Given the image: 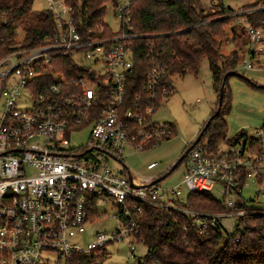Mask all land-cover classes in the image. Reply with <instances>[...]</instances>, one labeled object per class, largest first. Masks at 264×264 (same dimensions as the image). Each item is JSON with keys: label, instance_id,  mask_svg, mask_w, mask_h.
<instances>
[{"label": "built area", "instance_id": "2783aa9c", "mask_svg": "<svg viewBox=\"0 0 264 264\" xmlns=\"http://www.w3.org/2000/svg\"><path fill=\"white\" fill-rule=\"evenodd\" d=\"M136 1L45 0L55 21L53 36L0 60V264H71L77 256L104 264L114 254L122 259L120 248L123 264H139L142 205L189 219L198 231L219 228L225 235H231L224 226L230 218L237 222L235 232L247 215L264 216L244 198L252 185L259 188L255 199L264 197L262 127L226 140L215 153L203 144L192 147L178 185L163 187L155 183L159 177L130 175L126 150L157 147L173 133L153 119L174 93L173 77L156 58H148L139 93L128 96L133 40L142 38L131 25ZM263 11L264 4L256 3L227 15L246 30V70L264 56V21L251 25L247 15ZM109 17L117 20V30ZM54 52L70 56L73 68L52 74ZM80 58L88 65L78 64ZM83 131L90 143L73 144V136ZM182 186L187 195L214 196L218 189L224 211L189 208ZM108 204L117 207L112 218L118 227L89 235L88 224L105 217L98 207Z\"/></svg>", "mask_w": 264, "mask_h": 264}, {"label": "trees", "instance_id": "16d2710c", "mask_svg": "<svg viewBox=\"0 0 264 264\" xmlns=\"http://www.w3.org/2000/svg\"><path fill=\"white\" fill-rule=\"evenodd\" d=\"M33 1L0 0V60L18 48H37L48 37L53 36L55 21L52 13L48 10L33 11ZM198 2L199 0H137L133 4L131 25L134 33L142 38L133 40L135 71L127 82V92L129 98L139 93L148 58H156L169 76L173 77H197L200 62L206 59L217 101L207 121L209 126L199 144H203L208 152L215 153L220 144L227 140L228 126L225 117L232 108L227 85L229 78L219 108L223 78L227 73L237 72L239 52L248 47V39L244 34L235 35L232 31L231 41L235 50L228 57L223 56L220 51L226 38V28L232 19L227 15L232 11L221 5L214 13H205L199 8ZM255 6L256 4L243 9ZM247 21L251 25H258L264 21V11L247 15ZM17 30L24 34L20 43L16 42ZM51 56L52 74H60V71L73 68L70 56L60 52H54ZM248 84L252 86L249 82ZM252 87L264 91V88ZM171 128L173 137L175 128ZM246 134L242 132L240 135ZM150 148L147 146L145 150ZM161 177L163 176H159ZM186 204L199 211H224L222 203L207 192L188 194ZM140 209L138 232L146 254L139 264H264L262 215H247L239 220V225L244 227L242 232L238 231V225L233 234L225 235L219 228L198 231L191 220L158 207L142 205ZM70 262L89 264V259L77 256Z\"/></svg>", "mask_w": 264, "mask_h": 264}, {"label": "rangeland", "instance_id": "374dc122", "mask_svg": "<svg viewBox=\"0 0 264 264\" xmlns=\"http://www.w3.org/2000/svg\"><path fill=\"white\" fill-rule=\"evenodd\" d=\"M256 3L264 4V0H199L198 5L205 13H214L219 10L221 5L232 12H239L244 7H249ZM46 9L45 0L33 1V11H44ZM107 22L113 30H117L116 19L109 17ZM232 31H234L235 35L244 34L247 38L245 28L238 24L237 19H231L226 28V38L223 40L220 51L226 57L235 50V45L231 41ZM23 37V32L17 30L16 42L20 43ZM247 53L248 47L239 52L240 60L237 73L242 76L243 80L237 77H230L227 81L232 106L230 114L225 117L228 126L227 140L234 139L242 132L251 134L254 130L260 129L264 122V91L252 87L264 88V56L252 60L253 69L246 70L242 66V61L243 56L249 59ZM75 61L82 66L88 65V62L83 58L75 59ZM172 86L173 95L160 107L153 119L158 124L174 126L175 134L169 140L161 141L157 147L143 151H125L123 159L130 175L134 178L164 176L185 153V150L194 143L215 107L217 95L213 89L212 76L206 59L201 60L197 77L191 75L184 77L174 76L172 78ZM89 141L87 131H83L71 139V142L78 146H86L90 143ZM220 146L224 148V144H220ZM184 173L185 162L165 177L160 184L163 187L178 185L181 183ZM251 187V190L247 189L244 193L246 205L249 208L264 210V197L260 196L255 199V191L259 190V188L254 185ZM181 189L185 198L188 192L184 186ZM213 194L217 199L221 198L218 189ZM97 211L105 217L88 224L87 233L91 235L94 232H105L108 234L114 232L118 227V223L112 217L117 215V207L108 204L98 207ZM108 217H111V219ZM236 224L235 218L226 220L224 226L227 233L232 234ZM112 250L113 248L111 247ZM120 252H122V259L113 253V258L104 264H123L125 250L120 248ZM145 254V246L139 245L137 247L138 257L144 258Z\"/></svg>", "mask_w": 264, "mask_h": 264}, {"label": "water", "instance_id": "95a60500", "mask_svg": "<svg viewBox=\"0 0 264 264\" xmlns=\"http://www.w3.org/2000/svg\"><path fill=\"white\" fill-rule=\"evenodd\" d=\"M230 77H237V78L243 79L242 76H240L236 71L227 73L224 76V78H223V85H222V88H221V95H220V99H219V108L221 106V97H222V94H223V92L225 90L226 81ZM208 126H209V122L206 123V126L202 129V132L197 136V138L194 141V143L192 144V146L178 159V161L170 168V170L167 172V174L165 176L161 177V178H158L155 181V183L161 182L165 177H167L169 174H171L174 170H176L180 166V164H182L184 162L187 153L190 151V149L192 147H194L195 145H198L199 144V142L201 141V139L203 137V134H204V132H205V130L207 129Z\"/></svg>", "mask_w": 264, "mask_h": 264}]
</instances>
